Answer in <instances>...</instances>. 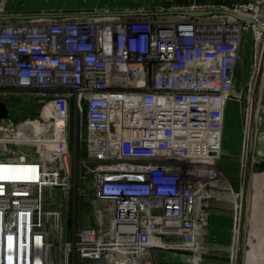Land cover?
<instances>
[{
	"label": "built area",
	"instance_id": "built-area-1",
	"mask_svg": "<svg viewBox=\"0 0 264 264\" xmlns=\"http://www.w3.org/2000/svg\"><path fill=\"white\" fill-rule=\"evenodd\" d=\"M191 11L205 14L0 13V91L41 102L35 119H0V264H158L159 250L200 264L211 200L228 185L217 160L250 29L247 112L264 96V0ZM71 134L91 175L83 192L101 206L96 227L68 237L44 196L74 189Z\"/></svg>",
	"mask_w": 264,
	"mask_h": 264
},
{
	"label": "crops",
	"instance_id": "crops-1",
	"mask_svg": "<svg viewBox=\"0 0 264 264\" xmlns=\"http://www.w3.org/2000/svg\"><path fill=\"white\" fill-rule=\"evenodd\" d=\"M98 1V3H95ZM91 11L119 12L128 9H158L165 0H96ZM247 0H168V5L174 10L190 9L192 5L200 9L216 6H231L245 3ZM7 14L14 13L17 7L11 5V0H0ZM13 12V13H12ZM34 11L31 13H39ZM58 12V11H41ZM67 12V11H61ZM71 12V11H70ZM74 12V11H72ZM240 59V58H239ZM233 94L227 105L225 113V127L222 140V156L217 160L219 172L227 179L232 189L221 188L211 200L209 209V223L206 232L200 237L199 242L204 249L202 264H213L214 258H227L232 249L241 246L243 216L247 210H242L243 204L249 195L254 197L253 222L258 223L264 217V170L259 169V164L264 163V96L261 106H255L252 112L244 111L243 101L240 99L244 93V85L236 75ZM242 106V109H241ZM250 174L247 187L245 176ZM235 206L241 208L242 222L236 224ZM239 215V211H238ZM237 215V217H238ZM255 242L250 243V250L246 254V264H264V231L254 233ZM233 251V250H232ZM193 255L175 251H157L156 258H172L175 264H191L188 258ZM216 263V262H215ZM159 264V262H158Z\"/></svg>",
	"mask_w": 264,
	"mask_h": 264
},
{
	"label": "rangeland",
	"instance_id": "rangeland-1",
	"mask_svg": "<svg viewBox=\"0 0 264 264\" xmlns=\"http://www.w3.org/2000/svg\"><path fill=\"white\" fill-rule=\"evenodd\" d=\"M96 0H11V5L17 7L16 12L14 13H31L34 11H91L95 9L94 2ZM95 3H98L96 1ZM231 6H216L208 9H229ZM160 8H170V6H163ZM158 9H128L129 11H157ZM172 9V8H170ZM124 10V11H128ZM174 10V9H172ZM191 10H201L195 5H192L190 9H181L175 10L180 12H186ZM106 11V10H104ZM108 11V10H107ZM119 11V12H124ZM117 12V11H115ZM1 14H7L3 7H0ZM13 13V12H12ZM254 42H253V29H250L248 32H244L242 38V44L240 49V59L237 65V76L239 77L241 82L244 84V93L242 94L241 100L243 101L244 111L247 115L248 110V87L247 83L251 77V66L253 61V53H254ZM235 83L237 82V78H235ZM36 97L34 93L27 92L20 89H13L8 91H0V106L4 105L8 111V118L15 122H22L29 116L38 115L40 113V108H35L36 103L32 101ZM242 109V106H241ZM37 116V117H38ZM79 134V133H78ZM81 141L80 135L77 136L75 140L74 136H70V142L72 145L76 147V155L74 159V170H75V181H74V189L71 190L68 196L63 195L59 190L54 189H46L45 190V208L49 211H60L61 217L65 222V235L71 236L75 230L81 228L83 226H97L95 210L100 208L101 204L94 202L90 197L85 195L86 191H88L90 187L91 175L88 174L86 176H81L82 165L85 164L83 160H80L77 156V144ZM18 150H16L17 152ZM84 162V163H83ZM86 165H89L86 163ZM92 165V164H91ZM79 176V177H78ZM227 180V179H226ZM228 190L232 189L231 185L228 182V185L224 186ZM83 190L85 192H83ZM264 191V190H263ZM89 192V191H88ZM253 201L254 197L252 195H248L246 198V206L247 210L243 216V227L242 231L239 232L241 234V258L243 259V264H246V254L250 250V243L255 242L254 233H262L264 231V217L258 221V223L253 222ZM239 215L236 224H240L242 222V212L241 208H238ZM239 247V248H240ZM239 248L235 246L234 249L231 250L228 257L214 258L215 261L213 264H237L238 252ZM198 258H201L200 264L203 263L204 257L208 255H204V249L197 254ZM57 257L59 258V252L57 253ZM172 259V258H171ZM170 258H160L158 260L159 264H175L172 262ZM216 262V263H215ZM73 264H79L76 260L73 261Z\"/></svg>",
	"mask_w": 264,
	"mask_h": 264
},
{
	"label": "trees",
	"instance_id": "trees-1",
	"mask_svg": "<svg viewBox=\"0 0 264 264\" xmlns=\"http://www.w3.org/2000/svg\"><path fill=\"white\" fill-rule=\"evenodd\" d=\"M164 6H168V0L164 1ZM32 101L36 102V103H34V105H36L35 108H40L41 107V102H40L39 99L34 97V99H32ZM36 114L33 115V116H29L27 118L35 119L38 116ZM77 156H78V158L80 160H85V158H86V151H85V148H84V144L81 141L77 144ZM259 169L260 170H264V163H260L259 164ZM81 176H83V170L81 171Z\"/></svg>",
	"mask_w": 264,
	"mask_h": 264
},
{
	"label": "water",
	"instance_id": "water-1",
	"mask_svg": "<svg viewBox=\"0 0 264 264\" xmlns=\"http://www.w3.org/2000/svg\"><path fill=\"white\" fill-rule=\"evenodd\" d=\"M205 13H193V12H189L187 13L188 16L191 17H197V16H203ZM8 117V111L7 108L4 105L0 106V119L3 118H7ZM249 179H250V174H247L245 176V186L247 187L248 183H249ZM246 209V203L243 204V208L242 210L245 211ZM241 247L239 248V252H238V258H237V264H243V259L241 258Z\"/></svg>",
	"mask_w": 264,
	"mask_h": 264
},
{
	"label": "bare ground",
	"instance_id": "bare-ground-1",
	"mask_svg": "<svg viewBox=\"0 0 264 264\" xmlns=\"http://www.w3.org/2000/svg\"><path fill=\"white\" fill-rule=\"evenodd\" d=\"M239 58H240V56H239Z\"/></svg>",
	"mask_w": 264,
	"mask_h": 264
}]
</instances>
